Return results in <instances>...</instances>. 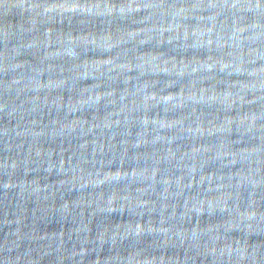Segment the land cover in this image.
<instances>
[{
    "label": "water",
    "instance_id": "obj_1",
    "mask_svg": "<svg viewBox=\"0 0 264 264\" xmlns=\"http://www.w3.org/2000/svg\"><path fill=\"white\" fill-rule=\"evenodd\" d=\"M0 264H264V0H0Z\"/></svg>",
    "mask_w": 264,
    "mask_h": 264
}]
</instances>
